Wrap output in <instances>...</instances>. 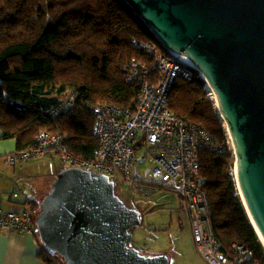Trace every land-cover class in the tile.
Returning a JSON list of instances; mask_svg holds the SVG:
<instances>
[{"label": "trees", "instance_id": "16d2710c", "mask_svg": "<svg viewBox=\"0 0 264 264\" xmlns=\"http://www.w3.org/2000/svg\"><path fill=\"white\" fill-rule=\"evenodd\" d=\"M136 42L163 48L124 0H0L1 137L14 138L15 151H24L37 146L42 132L60 131L68 137L72 155L93 159L100 140L93 114L80 102L127 105L137 96L139 85L125 82L124 76L134 58L149 63L152 58ZM191 70L190 80L174 84L169 105L177 115L204 126L218 145L219 151L206 149L200 155L213 232L226 248L236 242L253 249L247 264H264V247L236 186V160L224 122L200 72ZM72 89L78 95L76 107L51 116L50 108ZM27 203L41 206L35 198ZM34 234L42 261L67 264Z\"/></svg>", "mask_w": 264, "mask_h": 264}, {"label": "water", "instance_id": "95a60500", "mask_svg": "<svg viewBox=\"0 0 264 264\" xmlns=\"http://www.w3.org/2000/svg\"><path fill=\"white\" fill-rule=\"evenodd\" d=\"M124 1L210 82L233 141L243 205L264 238V0ZM36 219L41 242L67 264L169 263L132 245L140 211L103 173L63 168Z\"/></svg>", "mask_w": 264, "mask_h": 264}, {"label": "built area", "instance_id": "2783aa9c", "mask_svg": "<svg viewBox=\"0 0 264 264\" xmlns=\"http://www.w3.org/2000/svg\"><path fill=\"white\" fill-rule=\"evenodd\" d=\"M136 44L152 58L151 63L134 58L124 76L125 82L139 85L137 96L127 105L80 102L93 114L94 131L100 140L93 159L72 155L68 137L58 131L42 132L36 147L14 150L6 154V162L16 166L32 158L61 154L69 166L103 173L115 185L127 184L134 196L169 189L179 196L196 248L208 264L251 262L253 249L236 242L226 248L212 229V209L206 178L200 171V155L206 149L219 151L215 138L201 124L177 115L169 105L174 84L181 78L190 80L193 67L172 50H159L152 42ZM77 104V91L72 89L50 108L49 114L57 116ZM146 161L149 166L142 170ZM0 230L34 234L36 215L27 207L17 212L0 208Z\"/></svg>", "mask_w": 264, "mask_h": 264}, {"label": "rangeland", "instance_id": "374dc122", "mask_svg": "<svg viewBox=\"0 0 264 264\" xmlns=\"http://www.w3.org/2000/svg\"><path fill=\"white\" fill-rule=\"evenodd\" d=\"M157 48L165 50L164 47ZM229 148L233 153L230 142ZM142 151L143 148L140 149V152ZM30 160V164L34 166H31L30 175L24 177L30 187L17 185L16 196L22 195L19 189L22 188L26 193L22 196H32L42 201L51 186L54 172L57 173L69 165L61 154ZM141 166L142 170H145L149 162L146 161ZM25 180L20 181L25 183ZM116 193L126 204L137 207L140 211L141 223L133 229V243L143 254L166 255L169 258L168 264H208L196 248L188 214L182 208L176 193L169 189H160L149 196H134L129 186L123 182L116 185ZM26 207L32 212L40 210L34 209L33 203H28ZM260 243L262 244L261 241Z\"/></svg>", "mask_w": 264, "mask_h": 264}, {"label": "crops", "instance_id": "0c3cea01", "mask_svg": "<svg viewBox=\"0 0 264 264\" xmlns=\"http://www.w3.org/2000/svg\"><path fill=\"white\" fill-rule=\"evenodd\" d=\"M1 134L0 129V208L5 211L17 212L27 206L28 199L34 198L32 196H22L26 194L22 188H19L20 194H22L20 197H17L15 192V187L19 184H22L23 187H30L24 177L30 175L31 166L34 165L30 164L31 160L21 162L16 166L9 165L6 162V154L16 149V140L14 138L3 139ZM58 173L59 170L57 173L54 172L51 185ZM21 179L25 180V183L20 181ZM50 189L51 186L48 191ZM39 251L40 244L35 234L0 230V264H46L38 256Z\"/></svg>", "mask_w": 264, "mask_h": 264}, {"label": "bare ground", "instance_id": "6f19581e", "mask_svg": "<svg viewBox=\"0 0 264 264\" xmlns=\"http://www.w3.org/2000/svg\"><path fill=\"white\" fill-rule=\"evenodd\" d=\"M177 55H179L186 63H188L189 65L193 66V67H196V64L192 61V59H190L189 57L185 56L184 54H181V53H176ZM202 76L206 79L205 75L203 73H201ZM205 89L207 90V93L208 95L214 99L215 101V108L220 116V118L223 120L224 122V128H225V131L227 133V136H228V139H229V142H230V145H231V148L233 149V155L235 157V152H234V146H233V141H232V138L230 136V133L228 132V128H227V125L225 124V121H224V117L220 111V108L218 106V103L216 101V98H215V95H214V91L210 85V82L208 81V79L205 80ZM234 174H235V179H236V186H237V189H238V193L241 197V200L242 202L244 203V198H243V195L240 191V188H239V184H238V181H237V177H236V169L234 168ZM256 230L258 231V229L256 228ZM258 237L260 239V241L262 242L263 246H264V238L262 237V235L260 234V232H258Z\"/></svg>", "mask_w": 264, "mask_h": 264}, {"label": "clouds", "instance_id": "9594fccd", "mask_svg": "<svg viewBox=\"0 0 264 264\" xmlns=\"http://www.w3.org/2000/svg\"><path fill=\"white\" fill-rule=\"evenodd\" d=\"M205 80V79H204ZM227 140H228V137H227ZM49 156V155H48ZM116 186V185H115ZM132 207V206H131ZM35 213V212H34ZM38 213V212H37ZM37 213H35V215L37 216ZM37 220V219H36ZM37 234H38V231H37Z\"/></svg>", "mask_w": 264, "mask_h": 264}]
</instances>
